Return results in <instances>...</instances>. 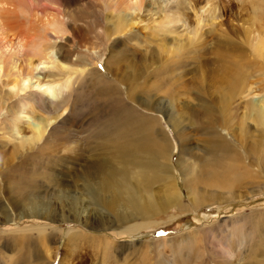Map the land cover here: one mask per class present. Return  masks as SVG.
I'll list each match as a JSON object with an SVG mask.
<instances>
[{"label":"rangeland","instance_id":"obj_1","mask_svg":"<svg viewBox=\"0 0 264 264\" xmlns=\"http://www.w3.org/2000/svg\"><path fill=\"white\" fill-rule=\"evenodd\" d=\"M12 1L17 5L15 15L22 24L14 31L6 30L1 27L6 19L0 15V35L5 38L12 33H26L34 22L33 30L29 31L33 33L40 24L51 21L56 11L68 17L62 27L58 25V28L55 23L50 25L56 26L54 28L48 26L53 37L52 29L63 28L64 42L48 35L29 48L37 54L32 56V61L48 63L53 57L58 67L48 65L44 71L23 74L15 87L10 83L4 86V91L12 93L19 106L11 107L13 116L11 112L6 114L8 107L0 110V123L3 122L0 125L4 126L0 130V143L4 141L9 149L11 146L19 148L14 139L17 132L13 123L18 121L16 115L20 116L17 112H24L27 101L31 104L29 110L25 109L30 116L27 119L31 122L46 119L48 126L44 128V135L35 141L32 153L42 149L49 155L50 167L46 171L52 174L48 181L51 183L47 186L42 182L40 178L50 173L35 170L37 160H33L26 168L34 170L36 180L32 182L28 177L30 185L16 199L20 197L26 204L35 196L43 203L48 201V205L57 204L61 194L73 190L61 185L57 174L67 166L66 157L73 153L71 149L79 144V149L75 147L79 151H76L77 156L83 160L87 157L86 163L89 158L102 156L103 142L116 140L118 127L126 129L133 140H145L148 135L162 147L164 142L168 143L169 151L154 160L150 150L141 146L131 158L113 157L107 150L103 152L108 158L110 156L105 164L118 189H102L97 197L116 207L132 195L138 203L149 206L147 216L137 211L134 217L122 220L107 217L105 225L93 226L101 216H108L110 210L104 204L99 206V202L85 193L81 200L87 206L86 222L82 221L84 216L50 221L40 215L15 214L12 210L8 221L0 217V264H37L36 258L41 260L46 252L49 253L46 264H264V0H178L186 21L170 24V29L161 28L163 14L171 16L175 9L170 0L162 1L160 9L145 6L131 11L128 0H98L99 7L92 3L94 0H62V4L55 0ZM164 2L171 4L168 6L172 10L168 7L163 10ZM2 7L11 8L7 4ZM117 10L129 14L135 22L130 31L121 34L124 42L112 47L114 50L128 47L130 51L126 57L123 54L124 61L112 64L120 67L119 75L127 80L131 89L120 81L114 82L105 67L112 35L108 39L103 35L107 27L104 15L116 16ZM188 36L195 42L186 43L181 49L172 46L176 41L185 42ZM20 39L17 36L14 41L17 43L6 41L4 47L0 46V55L11 54L5 58L6 69L14 62L18 64L15 57L21 50ZM41 43L46 48L40 46ZM77 53H85L79 54L82 60L77 61ZM228 63L232 66L231 72L234 69L242 71L239 81L242 91L225 96L228 86L224 92L223 85L215 81L214 73L217 76ZM101 77L112 81L116 95L120 92L121 99L134 108L130 119L118 126L117 122L104 140L101 137L93 139L99 126L103 130H110L112 126L104 123L111 119L109 102L106 97L97 95H103L101 88H97V79ZM21 83L26 85L23 91ZM37 83L68 92L54 112H43L37 107L36 99L42 92L35 87ZM30 91L34 94L21 100ZM202 102L206 108L200 106ZM68 119L78 122L71 124ZM213 129L225 136V150L211 144ZM47 140H50L48 146L44 142ZM123 184H130L132 193L126 195L121 190ZM5 187L9 186L0 177V205L10 209L15 195ZM76 190L75 194L81 192L79 183ZM1 192H7L4 194L7 201ZM70 235L73 241L68 242ZM19 241L23 246H19ZM65 243L71 245L66 251ZM63 253L67 257L69 254L71 261L67 258L60 261Z\"/></svg>","mask_w":264,"mask_h":264},{"label":"bare ground","instance_id":"obj_2","mask_svg":"<svg viewBox=\"0 0 264 264\" xmlns=\"http://www.w3.org/2000/svg\"><path fill=\"white\" fill-rule=\"evenodd\" d=\"M55 1H57V3L60 4L62 0H55ZM92 1L93 0H89V2H92ZM128 1L130 2V7H128V9H129V11H131V9H140L141 7L144 8L145 6L146 7H150L151 6L152 8L154 6H156V8L160 9L161 5H162L161 2L164 1V0H128ZM166 1H168V0H166ZM92 3L99 7V5L97 4L98 0H94V2H92ZM164 3L166 4V2H164ZM167 3H169V2H167ZM170 3L173 4V5H171V4H168V5H171V7L174 6L175 9H174L173 13H171L172 14L171 16L169 15L170 13L169 14H163L162 24H161V28L162 29L163 28L170 29L171 28L170 24H173L175 22H181L182 20L185 19L183 11L180 9L181 8L180 5L182 3H180L178 0H170ZM6 4H7V6L8 5L11 6V8L2 7L3 5H6ZM0 5H1L0 6V15H3L4 18L6 19V20L3 21V23L0 20V22L3 24L1 27H5V29L9 30V31H14L17 28H20L21 27L20 24H22V21H20L17 18V15H15L16 11H17L16 10V8H17L16 6L17 5L14 3V1H12V0H0ZM166 5L164 7L162 6L163 10L166 7L170 8V6H168V5L166 6ZM169 12H171V11H169ZM194 12H195V10H194ZM66 18H68V17H66ZM66 18H65V16L61 15V12L56 11V15L52 17L51 21L49 20L48 23H46V24L45 23L40 24L39 25L40 28L38 30H34L33 33H30L29 31L33 30V26L32 25L35 24L34 22H33V24L31 26L28 27L26 33H12V34H10L8 36V38L2 37L0 35V46L1 47L5 46L4 43L6 41H9L11 43H17V42H14L15 41V37H17V36L21 37V39L19 40L20 41L19 46L21 47V50H20V52L17 53L18 55L15 57V59L17 58V60H18L17 61L18 64H16V62H14V65L10 69H6L5 66H4V62L6 61L5 58H8L7 56L8 55L11 56V54L3 53V54L0 55V64H1L0 65V110L3 107L4 108L8 107V109L6 110V114H9L11 112V115L12 114L14 115L13 110H11V107L16 105V104L18 105L16 100H14V98H13L14 95L12 93L4 91V86L5 85L10 83L11 87H15L16 85H18L19 79H20V77H22L23 74L31 75L33 73V71H44L46 66L52 65V64H54V65L57 64L58 61L53 59V57H52V59H50L51 61L48 62V63H46L45 60H38V61H35V62L32 61V56L33 55H37V54L32 53V51L29 48L32 47V45H36L37 41L44 40L45 37L48 36V35L51 37V39L53 38L54 40H59V41L64 42V40H63L64 37H62V35H63L62 29L63 28L57 29V30H56V28H55V30L54 29H52V30L50 29L51 32H53L55 34V36L53 37L52 34L48 31L49 30L48 26L56 24L57 27H58V25L60 27H62L64 25V23H65V19ZM37 19L40 20L39 17H37ZM104 19H105V21L107 23V27L105 29L106 32H104V30H103V35L107 39L109 38L110 35H112V37L110 39L111 43L109 44V46L107 48L109 54L107 55L106 60H105V67L109 71V72L108 71L107 72L110 73V76L112 75V77H113L112 80L114 82L120 81L122 84L130 87L129 83H128L129 85L126 84L127 80L124 79L123 77H120V75H119V73L121 71L120 67H116V66H114L112 64V63H114L116 61L119 62V63H120V61H124V60H122L123 56L125 55L124 57H126L127 54L130 53V51L127 49L128 47H125L126 49L125 48L123 49L122 46H121V48L115 49V50L112 47H113L114 44H118V42L122 43L123 40L121 38V36H122L121 34H123L124 32L130 31L134 27L135 22L132 20V17H130L129 14L126 13V15H125L122 10L118 11L116 16L115 15L106 16V13H105ZM194 19L196 20V23H197L198 20L196 19V17ZM184 21H186V20H184ZM50 27L54 28L56 26H50ZM169 32H170V30H169ZM12 35H13L14 38L11 37ZM193 40H194V38L192 36H188L186 38L185 42L184 41L183 42L176 41L175 43L172 44V46L174 48H176V49H181L184 46H186V43L187 44L189 42L192 43ZM54 42H56V41H54ZM55 44H53V45H55ZM40 46H44V45L41 43ZM59 49L60 48H58L57 50H59ZM65 50H64V52H65ZM59 51H61V50H59ZM70 52H72V51L70 50ZM90 52H88V53L92 54ZM131 52L133 53V51H131ZM56 54H57V51H56ZM79 54L85 55V53H83V54L82 53H77L76 57H75L77 59V61L80 60V59L82 60V58H80ZM12 55L15 56V54H12ZM140 56H138V57H140ZM64 57H67V56L64 55ZM48 58H51V57L48 56ZM135 61H136V59H135ZM143 61H144V58H143ZM130 63L131 62H129V64ZM182 63H184V62H182ZM131 64H133V63H131ZM143 65H144V62H143ZM143 65H142V69L144 68ZM184 65H185V63H184ZM226 66H228V67H223L225 69H222V68L220 69V72H219V74L217 76L214 73V75H215L214 78H216L218 80V81L217 80H215V81L218 82L219 85L220 84L223 85L222 87L224 89V92H225V88L228 86L227 93L225 94V96H228L230 93H231V95H236L237 93H240L242 91V85L239 84V81L242 78V71L240 69H234L233 68L234 72H231V69H230V67H232L231 64L226 65ZM130 67L131 66H129L128 68H130ZM180 67H182V66H180ZM221 70H222V72H221ZM103 71H105V70H103ZM142 71H144V70H141V72ZM132 72L134 74L133 70H131V73ZM138 72L140 73L139 70H138ZM130 75H132V74H130ZM220 75H221V77H220ZM137 76H138V74L136 75V78H137ZM139 78L140 77H138V79ZM133 79H131V80L133 81ZM132 81H131V83H133ZM97 82H98V87L97 88H101L102 93H103V95H101L100 93L97 94V95L106 97V99L109 102V109L108 110H109V116H111V119L108 118L107 121H105V122L103 121V122L104 123L107 122V123H109L112 126H111L110 130H108L107 128H106V130L105 129L103 130L102 128H100L101 126H99L98 129H95L98 134H96L93 131L95 133V135H96V137L93 138V139L101 137L102 140H104V139H107L110 136V134L112 133V131L114 129V125H116L117 122H118V124H117V126H118V125H121V124L125 123L126 121H128L130 119V113H131V111L134 108H132L130 105L128 106L126 104V102L121 99V97L119 95L120 92L117 93V95H116V88L113 85L112 81H107V80H105V78L101 77V78L97 79ZM35 87L38 88L39 90H42L41 94H39L38 98L36 99V105H37L38 108L42 109L41 111H43V112L44 111H47L49 113L54 112L55 110H53V109H55L58 104L63 103L64 100H65V97L68 94V92H66V93L64 92L65 89H55L52 86L47 85V84L39 85L37 83V84H35ZM25 88H26L25 83H21L20 90L23 91V90H25ZM130 89H131V87H130ZM86 90L88 92V89H86ZM99 91H100V89H99ZM89 92L87 93L88 95H89ZM32 94H34V93L32 91H30L28 94H25L23 97H21V100H24V98L27 99L25 96L32 95ZM223 95H224V93L222 94V96ZM176 97H178V96H176ZM130 99H131L130 101L133 100V94L131 95ZM17 100H19V99H17ZM22 103H24V101H22ZM141 103L143 104V102H141ZM25 105L26 106L23 108L24 112H21V114H20V112L16 111L18 113V115H20V116H19V118H17V115H16L15 119L18 120V121L16 123H13L14 124L13 125L14 126V130L17 132V134L14 135V139L17 141L19 148H13L11 146V148L9 149L7 147V144L4 141H2L0 143V177H1L2 182L6 183L9 186V187H5V188H7V190H9L10 193L15 195V197H13V198L11 197L12 200L10 201V204H11L10 209L9 208H5V206L2 207L0 205V217L1 218H3L5 221H8L6 219L10 218V216H11L10 212H12V210H14L15 214H19L20 215V213L21 214L24 213V215H28V216H31V215H34V214L35 215H40V217L42 219L50 220V221H54V219H56L57 221L64 220L66 218L73 217V216L77 217V218H82V216H84V219L82 218V221L86 222V219H88V218H86V215H87V212H86L87 209L86 208H87V206H85V204H83L82 203L83 201L81 200V195L83 193L88 195L93 201L95 199V202H99L100 203L99 206H101V204H104L105 208H108L110 210L109 211L110 214L108 216H101L100 220H97L96 222L93 223V226L100 227V226L105 225L107 223V217H112L113 216V217H115L118 220L134 217L132 215L137 213V211L140 212L141 215L147 216L149 206H145V205H143L141 203H138L132 195L127 196L125 202L123 204L119 205V206H116V207H113L111 205V203H109L108 201L103 202L101 197H99V196L97 197V194H100L102 189L110 190L112 187H115V188L118 189V184L113 182L114 178H112V176H110L111 175L110 171H109L110 169L108 170V168H107V166L105 164V160L108 158L107 154H109V155H111L113 157H115L117 155V156H120V157L131 158L133 156V153L136 150H138L139 146H141L145 150H150L151 158L153 157L152 160H154V159H157L158 157L159 158L160 157H164L167 154V151H169L167 149V147H166V145L168 143L165 144V142H164L163 143V147H162L154 138H149L150 136L148 137V135L146 136L145 140H140V139L133 140L129 136L127 130L122 128V127H118L119 128L118 131H117L118 136H117L116 140L108 139V140L103 142V146L105 148L103 150V152L105 150H107V154L106 153L104 154L102 152V156L96 155L94 158H91V159L89 158L87 163H86V161H87L86 158L87 157H85V159L83 160L82 157H79L80 155L77 156L76 151L79 152L78 151L79 144H78V147L74 146V148L71 149V151H73V153H71V155L66 157L67 166L64 168L62 173L59 172L57 174H58L59 178L61 179V183L60 184L65 186V187H67V190H68V188H69V190L70 189H73V190H70L69 191L70 193L68 192L66 194H61V196H60V198L58 200L59 203L57 201V204H55V205H48V204H46V203H48V201H46V203H43L39 199H36L35 196L34 197H30L29 201L26 204H24V202H21L22 199L20 200V197H19V199H16V198H18V195L20 194V192L24 188H27L28 184L30 185V183H27L28 182V177H31L30 180H32V182H35V180H36V177L33 174L34 170H28L29 167L27 166V168H26V165L29 164L31 161L33 162V160H37L36 161L37 168L35 170H37L38 172L39 171L47 172L48 170L46 171V169L50 165V160H49L50 157H49V155L46 152L44 153V151L42 149H39V151L36 152V153L33 150V152L35 154L32 153V148L35 145V141L39 140L41 138V136L44 135L43 132H44V128L47 126V120L46 119H36L35 121L31 122L30 119H27V117L30 118V116H27L26 111H25V109L30 108L31 104L27 101V102H25ZM200 106L202 108H206V105L203 102L200 104ZM31 113H33V112L31 111ZM171 114L169 116H170L171 119H173L174 116L171 115ZM4 116L6 118L7 115L4 114ZM68 118H69V116H68ZM95 118H98V117H95ZM2 120H4V119L2 118ZM62 120L63 121L67 120V118L66 119H62ZM68 120H69V122L71 124H75V123L78 122L75 119H72V120L68 119ZM75 121H77V122H75ZM98 122H99V120H98ZM1 123L3 124L2 121H1ZM71 124L68 123V126H70ZM95 126L97 127V125H95ZM3 127L0 125V130H2ZM213 131H214V133H213V136H211V144L213 146H218L221 149V151L225 150L227 148V141L224 139L225 136L220 134V133H218L214 129H213ZM25 133H27L28 135L26 136ZM52 135H51L52 137L55 136L54 131H52ZM92 136H93V134H92ZM64 137H65V139H67V138L69 139L68 136H64ZM87 137L89 138V136H87ZM46 139H49V138L47 137ZM44 142L48 146L47 143H49L50 140H47V141H44ZM45 144H44V146H46ZM51 145H52V143H51ZM14 146H16V145H14ZM35 147H36V145H35ZM75 147L78 148V149H76ZM51 148H53V147H51ZM67 148H69V147H67ZM44 150H46V149L44 148ZM83 150H84V148H83ZM88 150H89V148H88ZM92 150H94L93 147H92ZM51 151H53V150H51ZM68 151H69V149H68ZM59 152H61V151H59ZM87 152H89V151H87ZM82 153H84V152L82 151ZM94 155L95 154H92L91 156H94ZM50 156H52V155L50 154ZM54 157H56V156H54ZM36 158H38V159H36ZM56 158H58V157H56ZM109 158H110V156H109ZM53 160L51 162H53ZM167 160H169V159H167ZM62 161H59V162L61 163ZM19 165H20V168L18 169ZM11 166L13 167V169L9 168ZM61 166L62 165H60V167ZM6 168L9 169V170H5ZM52 170H54V169H52ZM103 171H107L106 175L103 174ZM44 172H43V174H44ZM48 172L50 173L49 175L46 173L48 176H46V177L43 176L44 178H40L41 180H43L42 182H44L47 186H48V184L51 183V182L48 183V181L51 179L50 177L52 175L50 171H48ZM63 179H65L67 181V183H65ZM40 181H38V182H40ZM78 183H79V186L81 187V192L78 193V194H75V192L77 191L76 189L78 188ZM55 184L58 185V181H55ZM7 190H5V191H7ZM121 190H123L125 192V194L127 195L129 193H132L133 188H132V186L130 184H128V185H124L123 184ZM6 193L7 192H5L4 194H6ZM12 194H11V196H12ZM3 197H5V195ZM24 198H26V197L24 196ZM85 199H87V198H85ZM5 200L7 201V198ZM6 201H5V203H6ZM17 201H19L20 204ZM123 205L128 206L131 210L127 209V207H125ZM66 206H67V210L65 209ZM152 207H153V205H152ZM120 208L122 209L121 211H119ZM97 217H98V215H97ZM42 236H44V235H42ZM70 240L73 241V236L72 235L68 236V242ZM19 243H20V241H19ZM19 246L21 247L23 245L20 243ZM65 246H66L65 251H66V249L71 247V245H68V243H65ZM31 247L33 249H35V245L33 246V243H32ZM26 248H28V246ZM72 251L73 250L71 248L70 254H71ZM75 252H77V251L75 250ZM48 255H49V253L46 252L43 255V257L41 258V260H38L36 258V260L38 261L37 264H46V262L48 263V261H47V259L49 258ZM67 255H68V257L63 253L60 261H63L66 258H67V260L71 261V257L69 256V254H67ZM74 255H76V254H74ZM26 263H28V262H26ZM60 263L61 262H59V264Z\"/></svg>","mask_w":264,"mask_h":264}]
</instances>
